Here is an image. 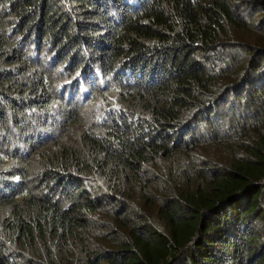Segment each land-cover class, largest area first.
<instances>
[{
    "label": "trees",
    "instance_id": "obj_1",
    "mask_svg": "<svg viewBox=\"0 0 264 264\" xmlns=\"http://www.w3.org/2000/svg\"><path fill=\"white\" fill-rule=\"evenodd\" d=\"M0 264H264V0H0Z\"/></svg>",
    "mask_w": 264,
    "mask_h": 264
},
{
    "label": "rangeland",
    "instance_id": "obj_2",
    "mask_svg": "<svg viewBox=\"0 0 264 264\" xmlns=\"http://www.w3.org/2000/svg\"><path fill=\"white\" fill-rule=\"evenodd\" d=\"M31 49H32V53L35 54V49L33 47ZM48 52H49V47L46 45L44 47L42 54L38 55L39 60L36 59L34 64H31V65L33 68L38 69V67L41 66L40 63L46 60L45 71L46 73H48V75L51 78H53L56 81L55 85H53V82L49 83L50 86H54L53 88L55 90H53L52 95L55 97V99H57L54 102V106L56 107L53 109L55 110L67 109L73 113L72 117H76V121H77L75 123L76 127L73 128L74 134H76V132L78 131V128H80L89 119L90 117L89 112L91 111V107L95 105L97 107L99 104H101L104 107V109H118V106H119L118 98L115 93V87L113 85L115 84V75L113 73L109 74L108 82L104 89L102 90L96 89L94 91V94L90 98L84 100L83 102L78 101V104H75L74 102L69 104V102L66 101V96L68 95V91H62L61 87L63 84H65V81L73 77L77 71L75 70L73 73L70 74L69 72L70 70H67V69L69 68L68 66H69L71 59H66L65 55L61 57L64 59L62 63H60V60H61L60 58V60L57 63L49 64L47 60L50 59L52 55H54L55 52H53L47 59H44V56L47 55ZM159 59L161 60L162 58L160 57ZM60 91L62 93H60ZM59 96L61 97L62 100L59 98ZM62 101L65 104L61 103ZM62 107H65V108H62ZM101 111L102 109L99 111L98 114H96V116L99 117V120L101 118ZM85 113H87L88 116H85L84 115ZM53 117L55 121L58 120V117H60V113H56L55 115H53Z\"/></svg>",
    "mask_w": 264,
    "mask_h": 264
}]
</instances>
